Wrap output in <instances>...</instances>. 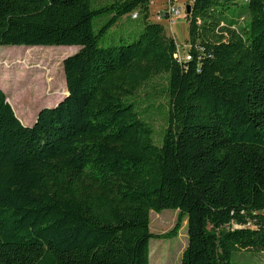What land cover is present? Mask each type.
Masks as SVG:
<instances>
[{
	"label": "trees",
	"instance_id": "trees-1",
	"mask_svg": "<svg viewBox=\"0 0 264 264\" xmlns=\"http://www.w3.org/2000/svg\"><path fill=\"white\" fill-rule=\"evenodd\" d=\"M150 2L0 0V47H80L31 125L0 86V264H149L165 209L169 236L186 220L181 264L264 253V0H192L184 59ZM135 10L138 35L100 46ZM155 78L160 143L133 99Z\"/></svg>",
	"mask_w": 264,
	"mask_h": 264
},
{
	"label": "rangeland",
	"instance_id": "rangeland-1",
	"mask_svg": "<svg viewBox=\"0 0 264 264\" xmlns=\"http://www.w3.org/2000/svg\"><path fill=\"white\" fill-rule=\"evenodd\" d=\"M96 1L99 3L103 0ZM169 1L178 4L183 10V14L176 18L171 26L164 18L157 19L158 12H162ZM191 2L192 0H152L149 5L150 19L162 23L167 35H172L177 42L176 55L179 59H184L187 55L185 42L188 38V21L185 5ZM101 21H95V29ZM142 27L141 13L135 10L118 20L101 38L100 46L121 43L122 39L131 41ZM79 48L78 45L0 47V86L21 122L31 120L40 109L53 106L66 95L62 61ZM38 83L41 84L40 88ZM163 85V78H155L133 98L143 119L154 128V139L157 143L161 141L168 120V99L160 92ZM178 215V210L174 209H165L158 213L150 211V231L161 237L152 238L149 242V264H181V254L187 240L186 220L182 221L177 236H169L176 225ZM231 264H264V253L240 251L234 254Z\"/></svg>",
	"mask_w": 264,
	"mask_h": 264
},
{
	"label": "built area",
	"instance_id": "built-area-1",
	"mask_svg": "<svg viewBox=\"0 0 264 264\" xmlns=\"http://www.w3.org/2000/svg\"><path fill=\"white\" fill-rule=\"evenodd\" d=\"M182 12L183 10L178 4L169 1L163 11L158 12L159 14H157V19L160 20L161 18H164L171 26L172 24H174L176 18L180 17L183 14Z\"/></svg>",
	"mask_w": 264,
	"mask_h": 264
},
{
	"label": "water",
	"instance_id": "water-1",
	"mask_svg": "<svg viewBox=\"0 0 264 264\" xmlns=\"http://www.w3.org/2000/svg\"><path fill=\"white\" fill-rule=\"evenodd\" d=\"M190 4H187V5H185V15H187V14H189V12H190ZM65 58V57H64ZM63 58V59H64ZM58 103V102H57ZM57 103H55L53 106H55ZM18 118V117H17ZM24 125V124H23ZM26 126H28V125H26Z\"/></svg>",
	"mask_w": 264,
	"mask_h": 264
},
{
	"label": "crops",
	"instance_id": "crops-1",
	"mask_svg": "<svg viewBox=\"0 0 264 264\" xmlns=\"http://www.w3.org/2000/svg\"><path fill=\"white\" fill-rule=\"evenodd\" d=\"M172 36V35H171ZM17 116V115H16ZM18 117V116H17ZM35 118H36V116L34 117V118H32L31 120H29V121H27V122H21L22 124H24V125H26V124H28V125H31L33 122H34V120H35ZM19 119V118H18Z\"/></svg>",
	"mask_w": 264,
	"mask_h": 264
},
{
	"label": "bare ground",
	"instance_id": "bare-ground-1",
	"mask_svg": "<svg viewBox=\"0 0 264 264\" xmlns=\"http://www.w3.org/2000/svg\"><path fill=\"white\" fill-rule=\"evenodd\" d=\"M38 86H39V88L41 87V84L40 83H38ZM38 86H37V88H38Z\"/></svg>",
	"mask_w": 264,
	"mask_h": 264
}]
</instances>
